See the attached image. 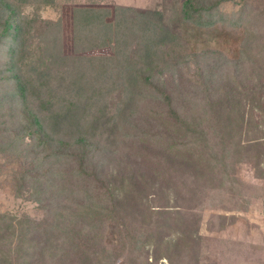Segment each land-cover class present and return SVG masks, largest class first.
I'll list each match as a JSON object with an SVG mask.
<instances>
[{
  "label": "trees",
  "instance_id": "16d2710c",
  "mask_svg": "<svg viewBox=\"0 0 264 264\" xmlns=\"http://www.w3.org/2000/svg\"><path fill=\"white\" fill-rule=\"evenodd\" d=\"M220 4L221 0H184L183 19L203 27L219 14V19L234 23V12L219 11ZM112 9L77 6L72 19L78 49L110 47L114 53L64 55L69 60L75 57L73 64L64 71L46 73L44 83L42 77L39 81L26 75L20 66L27 34L22 10L11 0H0V52L5 68L0 74L8 72L10 77L4 78L12 84L0 102V114L6 101L15 103L12 111L19 110L9 114L16 118L14 125L7 124L6 116L0 119V152H17L22 158V194L45 213L40 221L29 220L25 226L19 222L21 231V227L13 230L8 213H0V264L8 260L10 264H100L106 258L108 228L116 236L115 257L127 264H154L146 246L162 225L161 204L134 217L130 204L112 187L115 183L94 164L100 145L95 122L107 109V105L99 106L95 114L90 112L97 101L94 98L118 95V105L110 109L113 117L108 132L128 145L134 165L144 167L151 176L177 183L188 193V182L181 181L180 174L194 171L199 181L206 175L204 192L210 209L245 211L256 195L236 173V157L247 126L241 102L253 103L258 98L257 82L256 92L247 79L231 77V84L223 85L212 70L198 66L200 87L181 90L185 103L177 104L174 85H164L161 76L167 71L171 77H184L178 66L186 63L185 57L197 55L171 50L179 36L166 27L161 11ZM238 16L237 20L244 21ZM239 21L234 24L239 26ZM251 33L256 30L252 28ZM247 53L248 46L243 56ZM199 56L207 57L204 52ZM43 93V108L38 110L32 97ZM182 206L195 210L199 205ZM226 226L223 221L220 229ZM193 239L179 237L176 248L182 252L177 261L171 259L172 264L191 263Z\"/></svg>",
  "mask_w": 264,
  "mask_h": 264
},
{
  "label": "rangeland",
  "instance_id": "374dc122",
  "mask_svg": "<svg viewBox=\"0 0 264 264\" xmlns=\"http://www.w3.org/2000/svg\"><path fill=\"white\" fill-rule=\"evenodd\" d=\"M11 1L22 10L24 32L27 33L25 42L22 43L20 66L26 75L39 81L42 77L44 83L46 73L61 72L68 64H73L75 57L69 60L64 55L114 53L110 47H76L72 16L73 9L77 6L110 10L123 6L142 11H161L166 27L179 36V42L171 50L182 55H197L185 57L183 60L186 63L178 66L177 70L184 72V77H171L167 71L161 76L164 77V85H174V99L179 105L185 103V93L181 90L200 87L196 70L198 66L207 71L212 70L215 73L213 76L223 80V85L231 84V77L247 79L248 86L256 92L257 88L254 86L257 82V87L260 88L258 98L253 103L246 100L241 102V114H244L247 126L245 125L239 139L236 173L246 182L248 191L256 194L245 211L208 208V197L204 192L207 189L206 175L199 181L198 177L192 175L194 171L182 172L179 179L188 182L189 191L186 193L181 191L183 189L177 183L163 182L161 178L151 176L152 173L144 167L135 166L134 160L129 157L128 145L124 141L114 140L111 136L114 133L108 132V123H111L113 117V110L110 109L118 105V95L94 98L97 101L92 103L90 112L95 114L99 106L107 105L105 113L95 122L100 145L96 148L93 161L100 166L109 181L115 183L112 187L130 204L133 216L146 215L153 204H161L159 218L162 225L151 234L146 246L150 261L154 264H172L171 259L177 261L182 252L176 248L179 237L186 240L195 237L190 264H264V0H221L219 11L234 12V23L239 21L235 17L238 15L244 21H239L240 25L236 26L229 19H219L220 15L216 14L213 22L203 27L183 19L184 0ZM109 20L113 21V18ZM252 28L256 30L255 34L251 33ZM247 46L248 53L243 56V50ZM202 52L207 57L199 56ZM2 56L1 51L0 71L5 69ZM241 58L244 60L242 63L239 62ZM57 61L63 64L57 66ZM255 72L257 79L253 77ZM4 77H10V74H0V102L6 98L5 94L12 85ZM41 98L45 100V93L38 98L32 97L38 110L43 108ZM14 104L6 101L5 110L0 114V119L6 116L8 125L16 123V118L9 115L19 111L11 110ZM104 137L107 138L106 143ZM24 164L17 152H0V213L9 214L15 231L21 227V221L25 222V226L29 224V220L40 221L45 217L39 204L27 198L25 192L22 194L19 177ZM202 196H205L204 200L198 202ZM185 204L188 207L199 206L195 210H188L181 207ZM222 215L226 218L220 217ZM223 221L227 226L220 229ZM22 228L20 231L24 230ZM115 241L112 228H108L104 249L106 258L102 257L105 260L100 264H127L123 258L115 257ZM2 254L8 256L6 251ZM6 264H10V261Z\"/></svg>",
  "mask_w": 264,
  "mask_h": 264
}]
</instances>
